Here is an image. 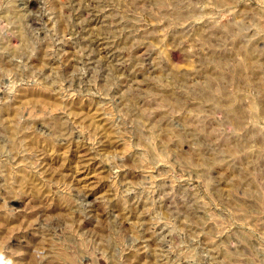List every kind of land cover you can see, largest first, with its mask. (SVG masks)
Wrapping results in <instances>:
<instances>
[{
  "label": "rangeland",
  "instance_id": "1",
  "mask_svg": "<svg viewBox=\"0 0 264 264\" xmlns=\"http://www.w3.org/2000/svg\"><path fill=\"white\" fill-rule=\"evenodd\" d=\"M0 264H264V0H0Z\"/></svg>",
  "mask_w": 264,
  "mask_h": 264
},
{
  "label": "bare ground",
  "instance_id": "2",
  "mask_svg": "<svg viewBox=\"0 0 264 264\" xmlns=\"http://www.w3.org/2000/svg\"><path fill=\"white\" fill-rule=\"evenodd\" d=\"M28 3V2H27Z\"/></svg>",
  "mask_w": 264,
  "mask_h": 264
}]
</instances>
